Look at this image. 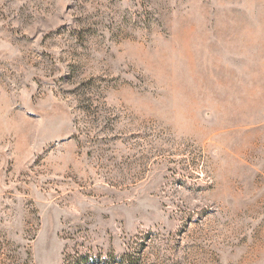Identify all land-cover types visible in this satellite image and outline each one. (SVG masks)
Masks as SVG:
<instances>
[{
  "label": "rangeland",
  "instance_id": "rangeland-1",
  "mask_svg": "<svg viewBox=\"0 0 264 264\" xmlns=\"http://www.w3.org/2000/svg\"><path fill=\"white\" fill-rule=\"evenodd\" d=\"M0 237L264 264V0H0Z\"/></svg>",
  "mask_w": 264,
  "mask_h": 264
},
{
  "label": "trees",
  "instance_id": "trees-1",
  "mask_svg": "<svg viewBox=\"0 0 264 264\" xmlns=\"http://www.w3.org/2000/svg\"><path fill=\"white\" fill-rule=\"evenodd\" d=\"M21 251L20 246L18 247L4 237H0V264H33L31 261V254L26 252L25 257ZM111 256L112 257L107 260H102L100 258L101 256H96L94 258L92 255L88 256L87 254H79L76 257L71 254L67 255L64 264H112L115 259L113 260L114 255ZM120 262L122 264H136L135 259L127 253L121 257Z\"/></svg>",
  "mask_w": 264,
  "mask_h": 264
}]
</instances>
